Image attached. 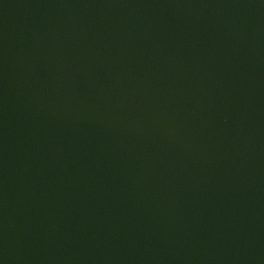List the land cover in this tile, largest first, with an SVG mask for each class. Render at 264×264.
<instances>
[{"label": "water", "instance_id": "water-1", "mask_svg": "<svg viewBox=\"0 0 264 264\" xmlns=\"http://www.w3.org/2000/svg\"><path fill=\"white\" fill-rule=\"evenodd\" d=\"M0 264H264V0H0Z\"/></svg>", "mask_w": 264, "mask_h": 264}]
</instances>
